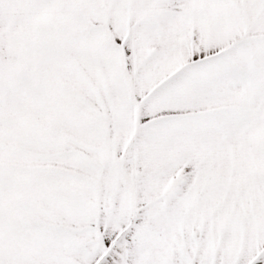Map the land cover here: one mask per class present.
<instances>
[{
  "label": "snow or ice",
  "instance_id": "snow-or-ice-1",
  "mask_svg": "<svg viewBox=\"0 0 264 264\" xmlns=\"http://www.w3.org/2000/svg\"><path fill=\"white\" fill-rule=\"evenodd\" d=\"M0 264H264V0H0Z\"/></svg>",
  "mask_w": 264,
  "mask_h": 264
}]
</instances>
